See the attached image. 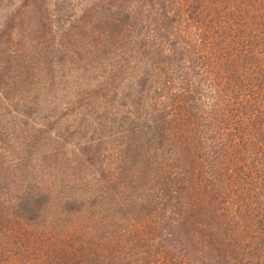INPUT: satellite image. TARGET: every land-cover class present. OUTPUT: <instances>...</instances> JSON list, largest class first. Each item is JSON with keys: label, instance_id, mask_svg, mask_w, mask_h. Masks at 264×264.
I'll return each mask as SVG.
<instances>
[{"label": "trees", "instance_id": "trees-1", "mask_svg": "<svg viewBox=\"0 0 264 264\" xmlns=\"http://www.w3.org/2000/svg\"><path fill=\"white\" fill-rule=\"evenodd\" d=\"M153 1L152 40L142 52L150 58L137 60L136 74L149 93L166 91L165 101L120 133L136 151L152 144L134 172L143 188L126 204L135 217L122 232L137 233L138 264H264V0ZM114 14L131 19L128 9ZM145 168L150 175L138 171ZM63 194L27 184L0 200V264H133L111 249L120 245L113 237L96 238L118 232L90 200L103 196ZM193 194L208 195L224 217L214 246L195 235ZM74 219L89 225L60 235ZM100 242L108 247L99 253Z\"/></svg>", "mask_w": 264, "mask_h": 264}, {"label": "rangeland", "instance_id": "rangeland-1", "mask_svg": "<svg viewBox=\"0 0 264 264\" xmlns=\"http://www.w3.org/2000/svg\"><path fill=\"white\" fill-rule=\"evenodd\" d=\"M153 3L0 0V76L5 78L0 82V200L13 199L27 184L58 188L63 197L103 196L88 199L104 207L102 219L108 218L119 233L101 230L96 238L113 237L120 245L111 249L133 264L140 260L137 233L122 228L135 217L126 204L143 188L134 172L142 155L151 154L152 144L141 142L136 151L128 148L131 136L126 134L127 140L120 133L148 106L160 105L166 92L157 88L149 93L150 82L139 87L136 74L142 63L137 60L150 58L142 52L152 40ZM124 9L131 12L129 24L114 14ZM138 171L150 175L152 169ZM208 201V195L193 194V230L214 246L224 217ZM71 221L59 227L60 235L71 236L78 224L89 225L83 219ZM143 223L144 231H150L151 222ZM100 243L99 253L108 247Z\"/></svg>", "mask_w": 264, "mask_h": 264}]
</instances>
